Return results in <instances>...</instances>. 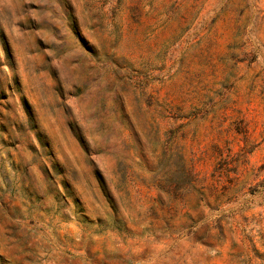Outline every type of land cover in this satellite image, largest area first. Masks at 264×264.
Instances as JSON below:
<instances>
[{
    "label": "rangeland",
    "instance_id": "374dc122",
    "mask_svg": "<svg viewBox=\"0 0 264 264\" xmlns=\"http://www.w3.org/2000/svg\"><path fill=\"white\" fill-rule=\"evenodd\" d=\"M0 264H264V0H0Z\"/></svg>",
    "mask_w": 264,
    "mask_h": 264
}]
</instances>
